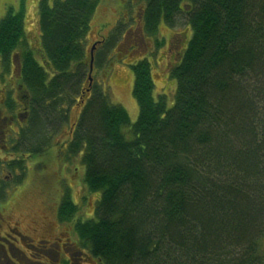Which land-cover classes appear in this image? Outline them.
Returning a JSON list of instances; mask_svg holds the SVG:
<instances>
[{"label": "trees", "instance_id": "16d2710c", "mask_svg": "<svg viewBox=\"0 0 264 264\" xmlns=\"http://www.w3.org/2000/svg\"><path fill=\"white\" fill-rule=\"evenodd\" d=\"M143 1L144 33L157 49L165 45L161 26L173 28L179 14L189 36L167 69L168 87L176 85L171 108L165 94H154L148 59L128 51L139 58L133 124L90 82V0L55 11L41 5L44 65L25 46L24 0L18 12L8 10L0 65L10 72L21 58L20 84L30 96L25 146L15 150L47 152L67 132L71 112L81 110L69 154L85 167L93 210L66 194L59 219L73 223L93 261L87 264H264V0ZM94 55L101 67L104 52ZM16 166L24 173L22 162Z\"/></svg>", "mask_w": 264, "mask_h": 264}, {"label": "flooded vegetation", "instance_id": "af4514ba", "mask_svg": "<svg viewBox=\"0 0 264 264\" xmlns=\"http://www.w3.org/2000/svg\"><path fill=\"white\" fill-rule=\"evenodd\" d=\"M70 1L71 0H39L38 2L31 0V2L34 3H32V8H30L29 11L31 15L33 13V19L35 17V20L32 30L28 29L29 22L25 24L24 21L25 46L34 51V57L42 65H44V55L42 53L43 30L40 27L39 21L43 17L40 7L45 4L48 10L55 11L60 4L69 3ZM90 1L93 4L89 5L87 9L86 18L89 20V28L84 44L87 51L95 48L97 53H101V51L104 52V62L99 65L101 67L95 65L94 68L100 70L101 77L108 82L110 67L114 66L116 63L118 64L115 51L117 49L121 50L120 48L125 46L126 43L127 45L123 50V54L125 51L128 52L129 49L133 48L138 54L140 53L143 55L142 58H146V55L152 56L153 58L146 59H148L149 62L151 61V65L153 61V66L157 63L160 69H162L160 65L164 62L160 61L161 58H156V56L158 54L164 55V52L170 53L169 56H165V71L168 76L167 69L179 62L181 53L184 47L187 46L185 32H183L184 37L177 39L175 44H173L172 39L176 36H181L180 33H173L170 39L168 35L160 34L162 36L159 35V38H162L161 40L165 42V45L162 49H157L156 38H150L144 33L146 3L143 0H104V2H102L103 0H97V3H94L95 0L94 2L92 0ZM24 4L25 10H27L26 0H24ZM106 4H109L110 7H106ZM106 18L110 19L108 25L113 27L110 32L107 30L108 28L103 30L100 28V22ZM165 31H171V29L166 27ZM184 31L186 30L184 29ZM134 34H140L141 36L138 37L142 38L145 43L142 44V41L135 37ZM35 41H38L39 44L37 48L33 46ZM171 48H174L176 53H173ZM38 58L41 61H39ZM121 59L124 58L119 56V60ZM17 61L18 63L15 64L13 60L14 64L11 66L10 72H6L4 70L5 66L0 65V92L2 93L0 96V186H6V189L2 187V194L4 197L0 198V264L93 263L90 255L79 247L78 238L76 240H70L68 235V238L64 239L57 228H50L49 224L43 223L44 214H42L39 219H34V217L31 216V212L35 210L33 207L38 202H40L39 209H48V202L50 201L51 195H55L56 193L58 195V218L60 206L66 194L71 196L76 205L81 206L80 200L78 201L79 194L74 193L72 186L73 182L66 172L68 168L67 160H78L77 157L69 154L71 130L77 118L73 116L74 109L69 118L70 128L64 134L66 136L64 139H59L56 141V144H54V146H58L62 149L61 153L63 154L60 153L59 157L60 167L53 166L52 161L44 160L45 157L43 158V162H39L35 160L36 158L34 159V155L32 154L17 153V150H15L16 148L25 146L23 139L29 131L30 118V111L28 108L30 96L28 94L26 95L20 84L19 64L21 63V58L20 60L17 58ZM92 74L91 76L93 78ZM53 77L54 72H51L50 78ZM46 153L47 152L40 154L37 157ZM21 162L23 163L24 173L22 169L16 166L17 163ZM39 165L45 168L43 177H49V172L51 170H56L57 174H59L57 178L49 177L53 180L52 182L55 186H57L56 192L53 191L49 195V201L45 199V195L42 192L36 191L34 193H28L24 204L29 203L30 206H24V204H20L19 198L24 195L22 190L23 185H25L28 179L26 178L29 172L28 168L30 167L32 171L36 168L44 171L43 168H39ZM80 170L81 179L79 180V185L85 188L83 183L84 172L81 166ZM64 180H70V182H67L65 185L66 188L63 190L61 189V184ZM29 181L30 178L28 182ZM58 221L62 224L69 225L68 222H62L60 219ZM46 225L48 227H46ZM29 226L30 229H28ZM24 228L27 233L23 231ZM43 232L46 233L42 234ZM72 235L74 237L75 234ZM36 237H40L39 240H37ZM82 254L86 255L88 259L81 257Z\"/></svg>", "mask_w": 264, "mask_h": 264}, {"label": "rangeland", "instance_id": "374dc122", "mask_svg": "<svg viewBox=\"0 0 264 264\" xmlns=\"http://www.w3.org/2000/svg\"><path fill=\"white\" fill-rule=\"evenodd\" d=\"M22 1L23 0H0V21L6 16L8 10L10 8H13V10L16 12L21 8L22 5ZM27 1V10H25V24L29 22L28 25V29H33V25H34V20L35 17L33 19V13L31 15V12L29 11L30 8H32V3L31 0H26ZM38 1L39 0H35ZM104 2V0L102 1ZM110 2V1H109ZM106 7H110L109 4L105 5ZM35 7V6H33ZM37 8V7H36ZM31 15V16H30ZM96 19V18H95ZM94 19V21H95ZM109 18L103 19L102 22H100V28L103 29H107L110 30L113 28L111 25L109 26ZM185 17L183 14H179L178 17V21L173 28H169L171 29V31H165V29L163 28L164 25L161 26L160 31H159V35L160 34H164V35H168L169 39L170 36L173 35V33H180L181 36H176L175 38L172 39L173 44H175V41L179 38H183V32L184 28H185ZM34 32V31H33ZM32 32V34H33ZM186 35V37L188 38L189 33L185 32L184 33ZM95 35V32H94ZM135 37L139 38L142 41V44H144L145 42L143 41L142 38L138 37L141 36L140 34H134ZM157 35V36H159ZM160 35V36H162ZM96 36V35H95ZM34 42V41H33ZM37 45V46H36ZM38 41H35V44H33V46H35V48L38 47ZM127 45V43H126ZM126 45L121 47L119 49H117L115 51V55L118 58V64L116 63L114 66L110 67V74L108 77V82L101 77V73L100 70L98 69H94L93 68V82H94V86L98 87L100 89H104L105 93L109 95V98L111 100L112 103L114 104H119L121 106H123L129 116H130V120L131 123H135L138 119L139 116V107H138V103L133 95V86H134V75L131 69V65H133L134 63H136L138 61V57L134 58L131 56V52H127L125 51V53L123 54V50L126 48ZM173 53H176V50H174V48H171ZM130 50V49H129ZM128 50V51H129ZM170 53H166L164 52V55L162 54H158L156 56V58H161L160 61L164 62L162 63L161 68L164 69H160L158 67V64L156 63L155 66H153V61H152V67H153V79H154V83H155V96L158 97L159 94L163 93L167 96L168 99V107L171 108L174 105V101H175V91H176V85L174 84L175 82L173 81L172 84H169L170 87H168V80H166V57L165 56H169ZM119 56L123 57L124 59L119 60ZM143 57V56H142ZM146 58L150 59L153 58L150 55H146ZM39 59V58H38ZM39 61H41L39 59ZM151 62V61H150ZM95 65V64H94ZM124 65V66H123ZM127 69H126V68ZM129 71V72H128ZM131 75H130V74ZM103 83H106V85H103ZM103 85V86H102ZM167 85V87H165ZM163 89V90H162ZM161 91V92H160ZM2 95V93L0 92V96ZM81 110H79L78 108H76L73 112V116H75L78 119L79 114ZM70 117V116H69ZM66 129L67 131L69 130V124L68 122L66 124H63L62 129ZM125 136L127 139H131L132 135L130 132H128V129L124 130ZM61 133H59V137L60 140L64 139V137L66 135H62ZM62 149L58 146H53L52 148H50L46 154L37 157L38 155H34V159L38 160L39 162H43V158L46 161H52L53 166H57L60 167V153H61ZM63 154V153H61ZM80 158H82V155L80 156ZM32 159V158H31ZM30 159V160H31ZM80 163V164H79ZM67 164H68V168L66 169L67 175L70 177V179L72 180V186L74 189V193H78V201L80 200L81 206L83 208V210L85 211H92L93 210V204L92 201H94V196L93 195H89L87 193V191L85 190L84 187H82L81 185H79V180L81 179V173H80V166H81V162L80 161H74V160H67ZM79 167V168H78ZM83 168V172L85 173V167L84 165L81 166ZM39 168H43L41 165H39ZM30 167L28 168V173H27V181L30 178V181L28 183L25 182V185H23V192L24 195L21 196L20 199V204H24L26 198H27V194L28 193H34L36 191L42 192L45 195V199L48 200L49 195L55 191L57 189V186H55V184L52 182L53 180H51L49 177H53V178H57L59 176V174H57L56 170H51L49 173V177L45 176L43 177V173L45 172V168L44 171L42 169H34L32 171V169H30ZM33 182V183H32ZM67 182H70V180H64L62 181L61 184V189L64 190V188H66V184ZM21 188V187H20ZM40 197V196H39ZM49 201V200H48ZM91 201V203H90ZM49 203V208L44 210V209H39L40 207V202L36 203L34 205V209L31 212V216L34 217V219H39L40 216L42 214H44V220L43 223H47L49 224L50 228H54V229H58L60 231V233L63 235L62 237L68 238L69 235V239L70 240H76L77 237L75 236L76 234L74 233V227H73V223H69V225H65L62 224L58 218L57 215V205H58V195L57 193L54 195H51L50 201ZM24 206H30L29 203H25ZM30 215V214H29ZM71 226V229H70ZM27 227V226H25ZM46 227H48L46 225ZM28 229H30V226L28 227ZM71 230V231H70ZM25 233H27V231L23 230ZM69 232V234H68ZM46 232H43L42 234H44ZM72 234H75L74 237ZM44 236V235H42ZM61 236V235H60ZM37 240H39L40 237H36ZM70 242V241H69ZM262 250L264 252V241L262 243ZM81 257H85V259H88V257L84 254L81 255ZM59 260V258H58Z\"/></svg>", "mask_w": 264, "mask_h": 264}, {"label": "water", "instance_id": "95a60500", "mask_svg": "<svg viewBox=\"0 0 264 264\" xmlns=\"http://www.w3.org/2000/svg\"><path fill=\"white\" fill-rule=\"evenodd\" d=\"M95 48H92L90 51H89V57H90V75H89V79H90V82H92V78H91V74H92V71H93V68H94V61H95ZM15 64L18 63L17 61V58L15 59Z\"/></svg>", "mask_w": 264, "mask_h": 264}]
</instances>
